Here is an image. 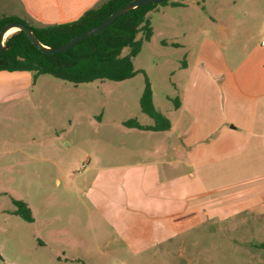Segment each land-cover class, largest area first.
I'll list each match as a JSON object with an SVG mask.
<instances>
[{
    "label": "rangeland",
    "instance_id": "374dc122",
    "mask_svg": "<svg viewBox=\"0 0 264 264\" xmlns=\"http://www.w3.org/2000/svg\"><path fill=\"white\" fill-rule=\"evenodd\" d=\"M178 1L179 6L159 5L148 14L153 36L145 41L143 31L137 35L142 42L133 78L74 84L43 74L24 92L23 104L0 115L3 264H264V216L238 209L246 190L264 181V169H250L245 178L244 168H220L224 173L234 170L235 176L221 177L200 199L235 195V212L225 209L229 214L205 217L199 231L141 252L128 243L116 244L112 226L89 202V185L97 174L92 162H133L143 156L138 145L154 143L141 140L140 132H130L124 124L130 119L154 124L141 108L147 84L156 110L190 115L176 110L174 84L195 86L211 63L218 47L214 0ZM9 12L0 8L1 14ZM129 52L125 48L122 54ZM15 201L27 205L32 222L16 214Z\"/></svg>",
    "mask_w": 264,
    "mask_h": 264
},
{
    "label": "crops",
    "instance_id": "0c3cea01",
    "mask_svg": "<svg viewBox=\"0 0 264 264\" xmlns=\"http://www.w3.org/2000/svg\"><path fill=\"white\" fill-rule=\"evenodd\" d=\"M103 1L0 0V8L12 11L0 18L17 16L37 27L66 24ZM174 2L181 4L170 0L168 5ZM212 12L218 47L211 63L195 86L174 84L176 110L190 115H164L171 123L165 131L128 127L140 132L141 140H154L148 147L138 145L143 155L138 160L92 162L97 174L89 185V202L112 226L116 244L141 252L199 231L205 217L235 212V195L200 199L221 177L235 176L234 170L220 168H244L245 178L250 169H264V0H214ZM189 66L185 62L184 70ZM37 78L33 72L0 70V115L23 104L24 92ZM240 201L238 209L264 216V181ZM70 237L80 242L71 232Z\"/></svg>",
    "mask_w": 264,
    "mask_h": 264
},
{
    "label": "trees",
    "instance_id": "16d2710c",
    "mask_svg": "<svg viewBox=\"0 0 264 264\" xmlns=\"http://www.w3.org/2000/svg\"><path fill=\"white\" fill-rule=\"evenodd\" d=\"M132 0H106L98 6L85 12L79 19L66 23L44 27L31 26L17 16L0 18V30L11 22H22L28 25L37 38L46 46L60 47L75 36L92 29L102 23L112 13ZM170 0L160 4H148L119 17L106 29L82 40L71 49L58 54H45L39 50L25 34L18 30L9 36L6 49L0 55V70L28 71L34 73V79L43 74L72 82L74 84L90 83L97 80L124 81L136 76L134 58L141 49V40L137 39L139 32H144L145 41H150L153 30L148 14L159 5H168ZM179 6V3H172ZM130 48L127 55L123 50ZM175 107H179L175 99ZM141 108L154 120L153 125H142L136 119L124 122L127 127L142 130L165 131L171 123L161 112L156 110L150 84L146 85L141 98ZM18 206L16 214L32 222L30 209L25 203L15 201ZM264 248V244L261 245ZM0 264L3 256L0 253Z\"/></svg>",
    "mask_w": 264,
    "mask_h": 264
},
{
    "label": "water",
    "instance_id": "95a60500",
    "mask_svg": "<svg viewBox=\"0 0 264 264\" xmlns=\"http://www.w3.org/2000/svg\"><path fill=\"white\" fill-rule=\"evenodd\" d=\"M163 1H165V0H132V1L128 2L126 5H124L123 7H121L120 9H118L117 11H115L114 13H112L108 18H106L102 23H100L96 27L89 29V30L75 36L69 42H67L66 44H64L60 47H49V46L44 45L37 38V36L33 32V30L28 25H26L22 22H11V23H8L6 26H4L0 30V55L6 49V44H5L6 35L13 28H16L20 31L25 32V34L29 37L31 42L39 50H41L43 53H45V54H58V53H62V52H65V51L71 49L72 47H74L75 45H77L79 42H81L84 39H87L91 36L97 35L101 31L106 29L108 26H110L119 17L129 13L130 11H132L134 9H139L145 5H148V4H160Z\"/></svg>",
    "mask_w": 264,
    "mask_h": 264
},
{
    "label": "bare ground",
    "instance_id": "6f19581e",
    "mask_svg": "<svg viewBox=\"0 0 264 264\" xmlns=\"http://www.w3.org/2000/svg\"><path fill=\"white\" fill-rule=\"evenodd\" d=\"M15 30H16V28L11 29V30L7 33L6 38L9 37L10 34H12L13 31L15 32ZM14 32H13V33H14Z\"/></svg>",
    "mask_w": 264,
    "mask_h": 264
}]
</instances>
